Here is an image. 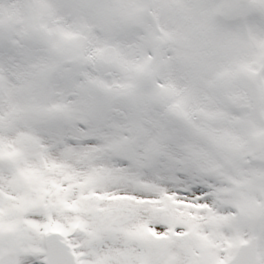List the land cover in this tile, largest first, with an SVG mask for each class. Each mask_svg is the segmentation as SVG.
Returning a JSON list of instances; mask_svg holds the SVG:
<instances>
[{"label": "snow or ice", "instance_id": "snow-or-ice-1", "mask_svg": "<svg viewBox=\"0 0 264 264\" xmlns=\"http://www.w3.org/2000/svg\"><path fill=\"white\" fill-rule=\"evenodd\" d=\"M0 264H264V0H0Z\"/></svg>", "mask_w": 264, "mask_h": 264}]
</instances>
